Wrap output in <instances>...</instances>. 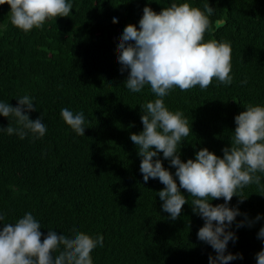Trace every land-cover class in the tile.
Returning a JSON list of instances; mask_svg holds the SVG:
<instances>
[{"label":"trees","instance_id":"obj_1","mask_svg":"<svg viewBox=\"0 0 264 264\" xmlns=\"http://www.w3.org/2000/svg\"><path fill=\"white\" fill-rule=\"evenodd\" d=\"M173 2L185 0H72L69 17L27 34L11 24L9 6L0 5V100L16 106L18 97H34L36 110L29 117H41L47 126L45 136L34 142L0 132L3 223L30 211L43 236L52 226L71 234L74 225L92 236L102 234L103 247L91 253L94 264H208L209 255H215L197 239L203 220L190 204L175 221L162 211L156 193L164 185L158 179L143 181L130 140V134L143 130L140 106L154 95L147 86L141 93L126 88L128 72H121L117 60L120 34L129 24L138 27L145 6L159 13ZM187 2L214 8L212 30L204 39L230 42L233 82L226 87L213 80L204 91L177 88L164 98L191 125L180 148L184 162L201 148L222 158V149L231 147L234 117L249 104L264 105V0ZM218 19L226 23L216 29ZM65 107L85 109L83 134L64 124L60 112ZM8 124L16 126L11 117L0 116V128ZM163 165L175 172L166 160ZM237 196L243 202L234 196L230 206L238 205L249 219L264 214V191L255 184ZM219 203L222 198L212 201ZM262 224L238 230L233 225L238 240L229 243L228 251L241 253L243 260L230 264H256Z\"/></svg>","mask_w":264,"mask_h":264},{"label":"clouds","instance_id":"obj_2","mask_svg":"<svg viewBox=\"0 0 264 264\" xmlns=\"http://www.w3.org/2000/svg\"><path fill=\"white\" fill-rule=\"evenodd\" d=\"M4 4L9 6L11 24L26 34L57 17H69L73 9L72 0H0V5ZM142 11L138 27L129 24L120 34L117 60L121 72H128L124 83L130 92L141 93L147 86L154 95V99L140 106L143 130L130 134L141 161L139 171L143 181L158 179L164 185L156 195L169 219H178L182 207L190 204L192 212L203 220L197 239L215 253L209 255L208 264L243 260L241 253L228 251L229 243L238 240L233 225L237 230L252 227L264 221V214L249 219L238 205L230 206V201L238 197V191L253 184L264 191V105L249 104L234 117L236 127L231 147L222 149V158L201 148L194 159L182 161L180 148L191 135V125L183 112L170 110L164 98L177 88L186 91L198 86L204 91L213 80L230 86L231 44L204 39L205 33L212 30L210 14L214 12L208 2L203 10L185 0L173 2L159 13L148 6ZM113 19H119L118 15ZM225 23L218 19L215 28ZM241 84H247V80ZM16 100V106L0 100V116L11 117L16 125L8 124L0 132L15 134L21 140L42 139L47 133L46 124L41 117L35 120L29 117L36 110L34 97L25 94ZM60 116L69 130L83 134L88 128L83 107L75 111L62 108ZM161 153L169 167L175 169L174 173L164 167ZM182 189L188 197L182 194ZM220 198L223 203L212 204ZM237 217L243 219L238 221ZM4 220L5 214L0 211V264H94L91 253L103 247L102 234L92 236L75 225L71 234L52 226L43 236L40 221L30 211L15 222L3 223ZM257 239L262 247L255 255L256 264H264V224Z\"/></svg>","mask_w":264,"mask_h":264},{"label":"water","instance_id":"obj_3","mask_svg":"<svg viewBox=\"0 0 264 264\" xmlns=\"http://www.w3.org/2000/svg\"><path fill=\"white\" fill-rule=\"evenodd\" d=\"M214 14V12L213 13H211L210 15H213ZM215 23H216V21H215ZM215 23H214V26H215ZM223 26V25H222ZM222 26H220V27H222Z\"/></svg>","mask_w":264,"mask_h":264}]
</instances>
